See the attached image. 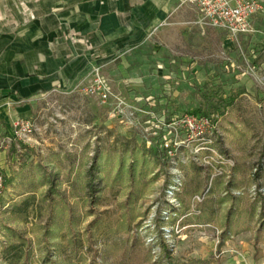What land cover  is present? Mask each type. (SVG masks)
I'll return each instance as SVG.
<instances>
[{
  "label": "rangeland",
  "instance_id": "rangeland-1",
  "mask_svg": "<svg viewBox=\"0 0 264 264\" xmlns=\"http://www.w3.org/2000/svg\"><path fill=\"white\" fill-rule=\"evenodd\" d=\"M195 21L190 10L95 65L102 83L91 68L38 98L29 134L3 127L0 264H222L240 234L258 262L264 22L227 48ZM194 111L211 121L205 137L182 123Z\"/></svg>",
  "mask_w": 264,
  "mask_h": 264
},
{
  "label": "crops",
  "instance_id": "crops-1",
  "mask_svg": "<svg viewBox=\"0 0 264 264\" xmlns=\"http://www.w3.org/2000/svg\"><path fill=\"white\" fill-rule=\"evenodd\" d=\"M260 3L254 27L264 22ZM190 10L197 19L186 0H0V131L12 117L32 116L38 98L162 35V26ZM245 238L229 237L222 264H255ZM256 264H264V253Z\"/></svg>",
  "mask_w": 264,
  "mask_h": 264
},
{
  "label": "built area",
  "instance_id": "built-area-1",
  "mask_svg": "<svg viewBox=\"0 0 264 264\" xmlns=\"http://www.w3.org/2000/svg\"><path fill=\"white\" fill-rule=\"evenodd\" d=\"M195 7L197 11V21L201 28H211L221 31L226 38L238 44L239 38L247 36L254 31V22L258 14L262 12L260 0H186ZM97 79L95 83H102L98 77V69L92 67ZM93 86L88 88L89 93H93ZM10 128L16 136L29 134L33 124L28 118L15 117L11 119ZM182 123L187 130L195 137H205L212 125L206 116L195 114H185L182 117ZM176 147V146H175ZM178 147V146H177ZM174 150H168V155H172ZM197 158V151L193 152ZM3 192L2 178L0 177V195ZM194 202L201 203L199 196L194 197ZM169 206V205H168ZM154 254V252H153ZM159 255V254H157Z\"/></svg>",
  "mask_w": 264,
  "mask_h": 264
},
{
  "label": "trees",
  "instance_id": "trees-1",
  "mask_svg": "<svg viewBox=\"0 0 264 264\" xmlns=\"http://www.w3.org/2000/svg\"><path fill=\"white\" fill-rule=\"evenodd\" d=\"M193 114L195 115H200L201 116V113L199 111H194ZM0 175H4V173L2 171H0ZM5 177H4V183H5ZM226 232H224L222 235H221V238H220V241H219V247H221L223 244H224V241L226 240ZM14 247H11L10 249H13ZM163 260L164 261H167V262H171V253L167 250V248H165V246H163ZM15 250H17L16 248H14ZM15 254H16V251H15ZM256 256H255V260L258 259V256H257V251H256ZM15 262H18L19 261V256L15 255ZM160 261H157L155 264H159ZM191 264H200V262L198 261H193ZM201 264H204V262H201Z\"/></svg>",
  "mask_w": 264,
  "mask_h": 264
}]
</instances>
